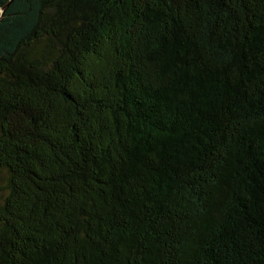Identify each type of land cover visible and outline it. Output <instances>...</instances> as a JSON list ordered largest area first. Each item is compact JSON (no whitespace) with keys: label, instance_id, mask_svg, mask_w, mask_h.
Segmentation results:
<instances>
[{"label":"trees","instance_id":"obj_1","mask_svg":"<svg viewBox=\"0 0 264 264\" xmlns=\"http://www.w3.org/2000/svg\"><path fill=\"white\" fill-rule=\"evenodd\" d=\"M0 264H264V0H0Z\"/></svg>","mask_w":264,"mask_h":264},{"label":"rangeland","instance_id":"obj_2","mask_svg":"<svg viewBox=\"0 0 264 264\" xmlns=\"http://www.w3.org/2000/svg\"><path fill=\"white\" fill-rule=\"evenodd\" d=\"M0 14H1V11H0ZM3 186H4V183H3V175L2 174H0V205H1V203H2V200H3V192H2V190H1V188H3Z\"/></svg>","mask_w":264,"mask_h":264},{"label":"water","instance_id":"obj_3","mask_svg":"<svg viewBox=\"0 0 264 264\" xmlns=\"http://www.w3.org/2000/svg\"><path fill=\"white\" fill-rule=\"evenodd\" d=\"M6 8H7V6L4 8H0V11H1L0 18L3 17Z\"/></svg>","mask_w":264,"mask_h":264}]
</instances>
